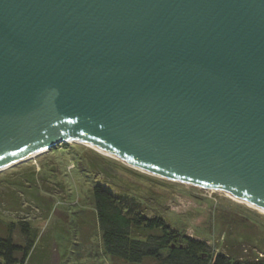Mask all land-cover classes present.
<instances>
[{
    "label": "water",
    "instance_id": "95a60500",
    "mask_svg": "<svg viewBox=\"0 0 264 264\" xmlns=\"http://www.w3.org/2000/svg\"><path fill=\"white\" fill-rule=\"evenodd\" d=\"M68 141L264 209V0H0V171Z\"/></svg>",
    "mask_w": 264,
    "mask_h": 264
},
{
    "label": "rangeland",
    "instance_id": "374dc122",
    "mask_svg": "<svg viewBox=\"0 0 264 264\" xmlns=\"http://www.w3.org/2000/svg\"><path fill=\"white\" fill-rule=\"evenodd\" d=\"M32 167L41 178L36 188L47 192L32 194L27 185L16 189L18 178ZM97 184L132 213L160 216L177 232L204 241L213 253L264 261L260 211L222 191L151 175L73 141L0 171V234L10 221L29 224L34 246L23 264H119L103 249L91 200ZM14 235L19 236L16 228ZM142 264L157 263L147 259Z\"/></svg>",
    "mask_w": 264,
    "mask_h": 264
},
{
    "label": "trees",
    "instance_id": "16d2710c",
    "mask_svg": "<svg viewBox=\"0 0 264 264\" xmlns=\"http://www.w3.org/2000/svg\"><path fill=\"white\" fill-rule=\"evenodd\" d=\"M39 178L32 167L18 178L21 184L16 189L24 191L27 185L32 194L47 192L46 188H36ZM9 192L13 189L9 188ZM91 200L103 249L114 263L142 264L150 259L157 264H264L262 260H232L222 253H213L204 241L177 232L160 216L132 213L102 185L91 188ZM15 228L18 237L14 235ZM33 246L32 232L25 220L8 222L0 234V264H23Z\"/></svg>",
    "mask_w": 264,
    "mask_h": 264
},
{
    "label": "bare ground",
    "instance_id": "6f19581e",
    "mask_svg": "<svg viewBox=\"0 0 264 264\" xmlns=\"http://www.w3.org/2000/svg\"><path fill=\"white\" fill-rule=\"evenodd\" d=\"M83 145H84V144H83ZM88 146H89V145H88ZM89 147H91V146H89ZM91 148L94 149L95 151H97L98 153L102 154V155L108 156V157H110V158H113V159H115V160L121 162V163H124V164H126V165H128V166H131V165L125 163V162L120 161L119 159H116V158H114V157H112V156L106 154L105 152H103V151H101V150H99V149H97V148H94V147H91ZM42 153H43V152H42ZM39 154H41V152H40V153L32 154V155H30L29 157H27L25 160H23V162H24V161H27V160H29V159H31V158H33V157L39 155ZM131 167H132V166H131ZM210 190H211V189H210ZM224 193H225L228 197L232 198L233 200H236V201H238V202L245 203V204H247L248 206L252 207L253 209H256V210H258V211H260L261 213L264 214V209L261 208L260 206L254 204V203H251V202H249V201H247V200H245V199H242V198H240L239 196H236V195H234V194H232V193H229V192H224Z\"/></svg>",
    "mask_w": 264,
    "mask_h": 264
}]
</instances>
